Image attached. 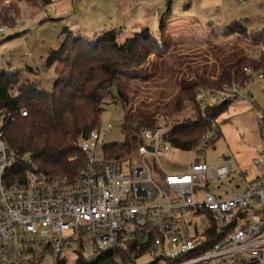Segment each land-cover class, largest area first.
Here are the masks:
<instances>
[{"label": "built area", "instance_id": "2783aa9c", "mask_svg": "<svg viewBox=\"0 0 264 264\" xmlns=\"http://www.w3.org/2000/svg\"><path fill=\"white\" fill-rule=\"evenodd\" d=\"M50 2L0 0V16L19 15L12 26H0V36L26 37L32 27L21 33L17 22L29 18L20 13L40 10L48 20ZM26 43L22 39L24 49ZM246 73L263 79L262 73ZM242 96L234 83L221 91L195 93L202 110ZM256 121L263 143L254 163L263 174L251 181L237 175L228 157L205 162V150L217 138L215 120L189 150L190 165L162 169L160 160L172 150L162 117L155 128L140 129V142L119 158L107 159L103 149L111 124L103 132L91 131L78 144L85 169L69 181L38 171L29 154L17 162L7 150L1 115L0 264H21L44 251L63 264L87 263L132 242L150 246L145 255L159 264H264V110L256 112ZM18 163L30 169L22 180L10 182Z\"/></svg>", "mask_w": 264, "mask_h": 264}, {"label": "rangeland", "instance_id": "374dc122", "mask_svg": "<svg viewBox=\"0 0 264 264\" xmlns=\"http://www.w3.org/2000/svg\"><path fill=\"white\" fill-rule=\"evenodd\" d=\"M47 9L48 20L40 10L20 13V18L29 20H19L17 26L22 30L32 27L27 32L28 37L18 35L7 40V36H0V70L38 69L37 73L24 74L23 78L39 83L45 91L52 90L55 74L53 68H42V65L49 52L56 50L64 40L65 29L89 41H95L101 33L111 29L117 30L120 43L144 29L160 43L164 40L168 45L156 50L141 69L146 77L130 83L137 92L131 99L133 108L150 111L153 110L150 104L155 101L168 103L176 96L177 82H193L191 73L199 70L207 71V75L218 74L221 63L217 61L223 60V68L241 56L256 60L264 56L262 47L252 44L250 39L236 33H222L234 22L245 26L247 31L264 29V0H54ZM8 14L10 12L0 16V26H12L13 19L19 17L17 12ZM162 15L163 33L160 29ZM3 17L8 20H1ZM24 38L26 49L21 46ZM29 52L35 61L28 56ZM260 73L264 75V67ZM250 75L245 85L234 83L243 91V96L232 101L216 119L220 137L204 154L207 164L228 157L237 175L246 181L263 174L254 160L263 143L256 112L264 109V78ZM102 96L105 105L100 129L103 132L107 124L112 125V130L104 133L103 143H120L124 139L123 109L114 89L102 92ZM184 115L193 117L194 113L187 110ZM192 159L190 151L172 148L170 155L159 164L164 170L178 171L190 165ZM41 256L39 262L38 258L26 257L21 264H56L51 252L44 251ZM149 262L150 256L144 255L135 264Z\"/></svg>", "mask_w": 264, "mask_h": 264}, {"label": "trees", "instance_id": "16d2710c", "mask_svg": "<svg viewBox=\"0 0 264 264\" xmlns=\"http://www.w3.org/2000/svg\"><path fill=\"white\" fill-rule=\"evenodd\" d=\"M1 20L8 19L3 17ZM160 20L163 33V15ZM252 32L237 22L222 30L224 35L236 33L250 39L252 44L262 47L263 53L264 29ZM64 33L62 43L49 52L43 63L45 68H53L55 74L51 91H45L39 83L23 78L24 74L37 73L31 67L0 70V116H3L1 131L7 150L15 155L17 162L24 154H29L38 171L69 181L86 166L85 156L78 146L79 140L93 130H100L105 105L102 92L114 89L123 109L124 139L120 143L105 145L103 149L107 159L129 154L140 142L138 131L155 128L158 117L163 118L167 127L166 142L172 148L189 151L211 122L216 121L234 101L228 100L202 110L195 93L200 89L221 91L232 83L245 85L252 77L246 70L256 74L264 67V56L258 60L241 56L223 68V60L217 61L221 63L218 74L207 75V71L199 70L191 73L193 82H177L178 92L168 103L155 101L150 104L153 110H144L133 108L131 99L137 92L130 83L146 77L141 69L156 50L168 45L164 40L163 44L160 43L147 29L123 43L119 42L118 32L114 29L104 31L95 41L76 37L66 29ZM187 110H191L194 116H185ZM22 112L26 115L22 116ZM219 137L218 129L216 140ZM28 169L29 164L18 163L10 172L8 181L22 180ZM149 247L138 242L127 243L102 253L95 264H135L149 251ZM38 259L39 262L41 257ZM56 264L63 263L56 261ZM76 264L87 263L77 260ZM148 264L159 263L150 261Z\"/></svg>", "mask_w": 264, "mask_h": 264}, {"label": "crops", "instance_id": "0c3cea01", "mask_svg": "<svg viewBox=\"0 0 264 264\" xmlns=\"http://www.w3.org/2000/svg\"><path fill=\"white\" fill-rule=\"evenodd\" d=\"M53 1H54V0H51L50 4L53 3ZM30 12H34V11H30ZM30 12H29V14H30ZM20 31H21V33H22V32H24L25 30H24V29L22 30V28H20ZM71 32H72V31H71ZM26 36L28 37L29 35H26ZM7 40H9V39H7ZM26 45H27V44H26ZM30 45H31V43L29 44V46H30ZM21 46H22V44H21ZM22 48H23V47H22ZM26 48H28V45H27ZM31 49H33L32 46H31ZM30 58H31V57H30ZM31 60H34V61H35V57L33 56V54H32V58H31ZM31 68H32V67H31ZM42 68H43V65H42ZM36 72H38V69H36ZM219 131H220V130H219Z\"/></svg>", "mask_w": 264, "mask_h": 264}, {"label": "water", "instance_id": "95a60500", "mask_svg": "<svg viewBox=\"0 0 264 264\" xmlns=\"http://www.w3.org/2000/svg\"><path fill=\"white\" fill-rule=\"evenodd\" d=\"M97 262V258L90 259L87 264H95Z\"/></svg>", "mask_w": 264, "mask_h": 264}]
</instances>
